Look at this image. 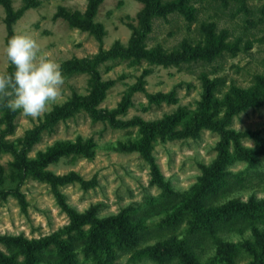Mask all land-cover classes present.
<instances>
[{"label": "rangeland", "instance_id": "rangeland-1", "mask_svg": "<svg viewBox=\"0 0 264 264\" xmlns=\"http://www.w3.org/2000/svg\"><path fill=\"white\" fill-rule=\"evenodd\" d=\"M88 1L0 0V73L14 71L5 47L13 34H23L62 66L65 77L64 102L42 119L0 106V237L68 239L63 231L69 220L57 204L54 188L36 175L48 172L74 179L56 182L55 190L77 213L98 206V220L127 212L132 224L145 227L143 239L133 248L130 243L129 254H120L114 264H156L149 259L130 261V255L163 242L180 245L194 264H259L264 260V243L260 244L264 237L254 232L257 226H219L213 235L210 230L190 231L191 218L179 206L202 178L201 167H209L218 156L219 135L198 127L195 115L200 112L207 121H221L235 100L234 90H260L264 0H159L167 8L182 1L190 14L175 9L150 16L141 48L187 53L204 43L207 28L231 46L207 60L169 66L151 64L144 57L97 59L116 44L130 47L133 30L144 29L138 16L145 4L101 0L89 18ZM212 82L216 87L204 107V86ZM99 90L104 96L97 101ZM55 114L61 118L57 115L54 121ZM151 125L158 130H151ZM228 129L234 134H258L239 142L241 150L256 152L250 155L258 163L254 168L255 163L239 159L227 163L223 173L237 185L208 203L212 207L231 200L246 203L250 197L264 199V157L255 149L264 144V105L234 116ZM59 147L68 149L56 162L34 166ZM235 150L231 142L226 153L233 156ZM22 159L27 166L23 171ZM77 178L95 184L85 187ZM157 183L173 195L168 199ZM172 219L179 220L178 225L166 224ZM90 228L82 230L88 233ZM53 246L37 258L53 262ZM79 248L76 264L96 263ZM0 257L11 259L9 264H25L23 254L9 252L1 242Z\"/></svg>", "mask_w": 264, "mask_h": 264}, {"label": "trees", "instance_id": "trees-1", "mask_svg": "<svg viewBox=\"0 0 264 264\" xmlns=\"http://www.w3.org/2000/svg\"><path fill=\"white\" fill-rule=\"evenodd\" d=\"M101 0H89L87 5V11L89 18H93L96 13V5ZM145 4L144 9L140 12L138 19L142 22L140 24L143 26L142 31L136 29L130 38V47L126 49L119 48L118 44L112 47V50L108 53L99 54L96 58L101 61H111L117 57H122L124 59H136L139 57H144L147 62L151 64H160L163 66L178 65L180 63H187L194 59L200 58L207 60L210 57H216L222 51L230 49L231 46L225 43L223 37H219L214 34V32L207 28L206 38L203 44L192 47L189 52L181 53L174 51L172 53H164L160 48H151L145 50L140 47L141 39L147 34L149 24L147 19L154 15L160 14L165 15L167 12L178 9L185 16L190 13L185 9L182 1H179L169 8L161 6L159 0H139ZM9 8V7H7ZM146 17V18H144ZM236 48V46H235ZM260 90L258 92H247L243 93L241 91L234 90L233 96L235 98L234 102L231 103L230 107L226 111L223 120L218 122H210L205 120L200 112H198L193 118V122L197 124L198 127L202 129H209L216 132L220 139L217 144L218 156L216 160L209 167H201L202 178L199 183L192 189L191 193L186 196L185 203L180 207V211L186 213L190 216L191 222L189 224L190 231H202L210 230L212 235L218 229L219 226L231 227V226H257L253 227L255 233H259L260 237H264V199L257 201L254 197H250L246 203L231 200L223 205L212 207L208 203L217 199L220 194H226L234 185L231 183L229 178H226V174L223 173L224 168L227 163L234 159L244 160L246 162L255 163L252 167H256L258 160L254 158L255 151L241 150L239 147V142L245 139L257 138L256 133H240L234 134L228 128L231 124V120L234 116H237L241 112H244L250 107L259 108L264 105V78L259 80ZM109 85V84H108ZM216 83L208 84L204 86L202 101L204 107L208 106L211 99L212 93L215 90ZM106 86L103 88L105 89ZM104 91L99 90L98 99L100 101L103 99ZM58 114L53 115L56 121L61 118ZM151 130H158L157 126L151 125ZM233 142L236 150L234 155L231 156L226 153V149L230 147V143ZM68 148H56L50 154L42 158L39 162L35 163V167H44L49 163L56 162L58 158L66 154ZM256 151L263 154L264 157V144H258L255 147ZM76 153L81 152L79 149L73 148ZM254 153V155H250ZM19 169H27L25 161L20 160ZM43 179H46L54 188L55 198L61 211L64 212L69 220V226H67L63 234H66L68 239L62 240L59 235L53 239L44 238L39 241H27L20 237L7 238L0 237V242L5 245L9 252L16 250L25 257V264H76L75 250H79L84 253L87 258L91 254L92 258L95 260V264H114L113 261L121 254L126 255L131 251L130 243H132V248L137 246L138 241L143 239L145 227L142 225H134L130 220L129 214L126 212L120 213L118 216L109 217L104 220H98L96 212H98V206H93L83 213H77L70 207H68L63 200L62 195L56 191V182H71L74 179L60 178L51 176L48 172H43L42 175L36 174ZM47 176V177H46ZM77 181L82 186L91 187L94 186V180L83 181L77 178ZM239 183V180H237ZM234 185V186H232ZM157 186L161 188L166 197L173 195V192L166 186L157 183ZM232 186V187H231ZM135 211V209H133ZM132 211V212H133ZM179 220L172 219L166 224L178 225ZM84 226H91L90 231L85 233L82 228ZM158 228H162V224L158 225ZM258 228L262 229L260 233ZM113 234L114 237H111ZM53 243V248L56 251V256L53 262L44 259H38L37 255L40 256L41 253L46 254L48 252L50 244ZM264 241H260L263 245ZM224 249H229V247L224 244L222 246ZM40 254V255H39ZM178 258L180 264H194L191 258L185 254L181 246L174 242H163L158 243L153 246L146 247L142 250H136L130 255V261H140L141 259H149L156 264H165L166 262ZM11 259H6L0 257V264H9ZM259 264H264V260L261 259Z\"/></svg>", "mask_w": 264, "mask_h": 264}, {"label": "clouds", "instance_id": "clouds-1", "mask_svg": "<svg viewBox=\"0 0 264 264\" xmlns=\"http://www.w3.org/2000/svg\"><path fill=\"white\" fill-rule=\"evenodd\" d=\"M5 53L14 71L0 73V106L38 120L64 102L62 66L35 39L13 34Z\"/></svg>", "mask_w": 264, "mask_h": 264}]
</instances>
